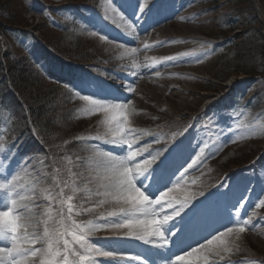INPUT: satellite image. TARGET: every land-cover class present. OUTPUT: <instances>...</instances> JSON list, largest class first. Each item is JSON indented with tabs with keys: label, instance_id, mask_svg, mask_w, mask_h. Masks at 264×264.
Listing matches in <instances>:
<instances>
[{
	"label": "rangeland",
	"instance_id": "374dc122",
	"mask_svg": "<svg viewBox=\"0 0 264 264\" xmlns=\"http://www.w3.org/2000/svg\"><path fill=\"white\" fill-rule=\"evenodd\" d=\"M145 3L152 10L156 7L157 16L151 15L142 23L146 13L141 15L136 0H114L113 6L123 20L108 9L106 0H0V25L5 28L0 35V78L4 76L6 82L11 81L14 75L6 70L8 64L10 68H17L14 64L23 59L20 64L29 68L27 57L39 59L40 53L49 51L44 46L58 47L59 42L62 49L72 48L71 43H75L78 54L65 53L83 62L86 68L81 70V76L71 75L65 80L61 78L62 74L48 77L49 81L36 75V80L41 82L36 84V89L45 90L53 85L61 103L68 106L67 128L70 132L56 129L58 126L51 134L57 140L51 142L55 155L41 152L34 143L35 148L25 153L26 159L16 154L17 150L12 149L15 142L18 143L16 134L25 123L16 121V114L11 109L15 102L9 97L10 93H4L0 88V144L8 157L0 166V174L9 164L15 168L20 162L28 163V171L43 181L36 189L39 192L51 184L53 162L56 161L62 168L60 177L67 178V168L71 167L73 172H84V178L76 179L77 185L83 187L88 179H92L88 187L95 190L98 183L95 177L102 176L103 169H97L95 163L77 167V158L95 160L94 149L120 154L119 147L96 137L105 131L102 123L105 119L121 120L131 112L126 127L134 129V135L139 137L134 141L133 150L145 148L143 155H137L138 161L151 159L149 153L154 150L167 149L163 155H168L176 145L188 149L189 152L172 168L175 176L165 189L168 192L166 199L178 202L196 193L190 205L201 201L211 203L191 225L194 232L202 233L201 243H207L204 237L212 238L208 234L213 231H209V218L216 217L222 223L224 218H229L235 222L228 226L236 228L239 220H245L243 215L247 211L259 212L247 220L245 232L227 233L220 238L223 244L214 241L210 247L220 251V255L211 256L207 264H264V206L255 207L264 200V78L245 75L237 57L239 51L247 53L244 48L254 40L251 34L256 38L259 31L264 36V0H140L141 5ZM4 14L13 15L19 25H4ZM149 21H157V24L160 21V29H150L143 35L138 33L139 25L143 27ZM101 35L105 39H101ZM128 41L137 42L133 47L135 53H131L126 45ZM247 65L259 66L260 61H253L250 56ZM38 66L43 72L47 71L44 62ZM215 77L226 79L219 82ZM63 85H67L68 90ZM91 93L96 94L93 98L107 97V102L127 103L130 109L127 112L89 113V105L79 95ZM11 96L16 97L15 94ZM26 120L30 123L28 116ZM7 121H11L13 129L10 137L1 128ZM173 133H177L175 139H168L166 143L165 138ZM26 136L35 138L33 132ZM157 137L161 138L160 142H156ZM77 141L88 145L82 146ZM65 156L73 161L71 165L63 159ZM193 160L197 161L196 165L188 167ZM158 163L159 160L152 167ZM234 167L240 168L225 177V172ZM182 173L184 179L176 184ZM237 185L239 189H236ZM82 195L78 194V198ZM101 199L103 197L93 195L86 206L93 207ZM238 201L241 206L239 217L236 215ZM37 202L47 204L43 199ZM121 206L124 205L107 203L74 218L78 222L103 223L104 219H115L108 213ZM155 207L159 209V205ZM57 208L58 205H54V213ZM35 211L39 213L43 209ZM171 211L165 207L157 219L163 212ZM179 222L180 218L176 217L170 224ZM42 230L43 223L37 228V231ZM172 231L179 234L178 228ZM127 232V228L100 229L88 240L105 247H116L125 256L135 255L119 249L122 241L129 242L130 248L143 244L125 235ZM215 234L219 235L218 232ZM104 241H107L106 245ZM110 241L120 243L109 244ZM199 247L200 243L193 246ZM166 252V249L159 250V253ZM204 255H208L207 249H200L188 259V264H205L203 259H197ZM95 260L97 264H113L111 257L96 256ZM118 264L137 263L118 258Z\"/></svg>",
	"mask_w": 264,
	"mask_h": 264
},
{
	"label": "snow or ice",
	"instance_id": "6c2138e0",
	"mask_svg": "<svg viewBox=\"0 0 264 264\" xmlns=\"http://www.w3.org/2000/svg\"><path fill=\"white\" fill-rule=\"evenodd\" d=\"M106 3L114 15L119 16L121 20L124 19L118 9L113 6L114 0H106ZM136 7L143 13L148 5L146 3L141 5L140 0H136ZM128 27L132 28V25ZM101 39L105 37L101 35ZM147 47L148 45H145V48ZM131 51L134 53L136 49ZM168 59L171 60L172 57ZM129 91L132 89L129 88ZM95 95V93L79 95V98L89 105L87 109L89 113L100 111L107 113L113 110L127 112L130 109L127 103H111L107 102V97L93 98ZM128 115H131V112H128ZM128 115L123 116L121 120L115 117H112L111 121L105 119L102 122L105 131L96 137V139L103 138L104 142L119 147L120 154L114 155L94 149L95 160L84 161L77 158V167L95 163L97 169H103V175L95 177L98 181L95 190L88 187V184L93 182L92 179H88L83 187L77 185L76 179L84 178V172H73L71 167L67 168V178L60 177L62 168L56 161L53 162L54 174L51 184L49 187L41 188L39 192L36 189L43 181L33 177L28 171V163L20 162L15 168L9 164L7 168H4L3 174H0V264H97L96 256L111 257L113 264H118V258L139 261V264H156L155 260L149 262L150 256H160L163 264H188V259L200 249H207L208 255L197 256V259H203L207 264L211 256L220 255V251H214L210 247L214 241L223 244L224 241L220 238L227 233L246 231L247 220H239L236 228L229 227L227 224H223L221 228L213 227V231L209 233L212 238L204 237L207 243H200L199 248H193L189 241L197 233L190 230L191 225L211 206V203L201 201L190 205L196 193H191L178 202L166 199L168 192L165 189L172 183L175 176V172L172 171L173 154L177 152L180 145H176V148L168 152V155H163L167 149L154 150L149 153L151 159L145 158L142 162L138 161L137 155H143L145 148L138 147L133 150L134 141L139 137L134 135V129L126 127L129 123ZM113 123L115 126H112ZM176 135L177 133H173L171 137L165 138V142L167 143L168 139L174 140ZM160 139L157 137L156 142H160ZM5 151L0 144V158H2L0 166L8 159L4 155ZM63 159L67 160L69 165L73 163L67 156ZM157 160L159 163L153 168L152 165ZM196 163L197 161L193 160L188 167H193ZM25 177L28 179L25 180ZM183 179L182 173L176 180V184H180ZM22 180H25V183L22 184ZM25 184L31 186L26 187ZM80 193L83 195L78 198ZM93 195L103 199L93 207H87L86 204ZM38 199L47 201V204L38 203ZM107 203L126 207L121 206L109 212L108 216L115 219H104L103 223L78 222L74 218L90 213L94 207ZM54 205H58L55 213ZM156 205H159V209L155 207ZM261 206H264V200H260L259 204L255 205V207ZM165 207L171 208L172 211L163 212L157 219L156 217ZM236 207V215L239 217L241 207L239 201ZM35 209H43V211L38 213ZM176 217L180 218L179 224H170V221H174ZM41 223H43L42 232L37 231ZM231 223L232 220L229 219V224ZM122 228L128 229L125 235L157 249H167L168 237L175 235L176 238L171 243L177 251L173 252L169 249L166 253H152L149 249H145L144 255L137 253L125 256L116 247L97 245L88 240V237L97 230ZM176 228L179 231L178 235L172 231ZM217 232L219 235L215 234ZM119 243L120 241L109 242V244L117 245ZM189 248H192V251H188ZM221 259H223L222 256Z\"/></svg>",
	"mask_w": 264,
	"mask_h": 264
},
{
	"label": "trees",
	"instance_id": "16d2710c",
	"mask_svg": "<svg viewBox=\"0 0 264 264\" xmlns=\"http://www.w3.org/2000/svg\"><path fill=\"white\" fill-rule=\"evenodd\" d=\"M3 19L4 25H19L16 23L14 16L11 14H4ZM251 28L253 29V27ZM251 28L249 33L253 31ZM4 29L5 28L0 25V34L4 32ZM256 33L258 36L255 38V36L251 34V37L254 38V40H252L251 43H247V46L244 48L247 53L245 54L241 51L238 52V61H241L238 65L245 75L264 76V36L259 31ZM71 44H73L70 46L72 48L68 49H62L63 46L61 42L57 43L58 47H55L54 45L52 47L51 45L47 44V48L53 55V58H51L50 55L48 58L52 59L54 62H57V65H62V62L69 63V61L79 63V60L73 59L70 54L65 53L68 51L72 54H78V50L75 49L77 48V45L75 43ZM250 56L253 61L259 59L260 65H247V61H250ZM22 60L23 59L19 61V64H14L17 68L19 67V70H17L15 67L10 68L8 66L9 64L7 65L6 70H9L10 74L14 75L10 81L11 89L9 88L8 83L5 81L6 79L4 76L0 78V88L4 93H10L9 97L15 102V107L11 106V109L16 114V121H24L25 123L24 125H21V128L18 130V139H23V142L26 143V145L21 147L23 151L27 152L28 149L33 148L34 146H32V144L34 143L35 146H38V149L43 151L45 154L55 155L56 153L54 152L55 150L53 148L54 145H51V142H55L57 140L55 138L53 139L51 134L52 131H55V128L58 126L60 127L56 129L64 131V133L70 132L67 128V117H69V114L67 113L68 106L65 103H61L59 98L60 95L58 96V91L55 90L53 85L45 90H42L41 88L36 89V84L41 83L40 81L36 80L38 79L36 75L39 76V78L41 75H39V71L30 62L29 68L25 64L21 65L20 62ZM247 67H251V69H246ZM0 72H2L1 65ZM215 79L219 82H222V80H225L226 78L222 79L220 77H215ZM11 94H15L16 97L13 98ZM27 116L30 123H28L26 120ZM29 132H33V136H35V138L27 137L26 133ZM30 141L32 143L28 144Z\"/></svg>",
	"mask_w": 264,
	"mask_h": 264
},
{
	"label": "bare ground",
	"instance_id": "6f19581e",
	"mask_svg": "<svg viewBox=\"0 0 264 264\" xmlns=\"http://www.w3.org/2000/svg\"><path fill=\"white\" fill-rule=\"evenodd\" d=\"M148 8H150V7H147L145 10H144V12L141 14L142 16H144L145 15V13H146V11L148 10ZM155 10H156V7L152 10V12H151V15H154V12H155ZM163 16H165V17H167L165 14L163 15ZM161 21V20H160ZM159 21V23L157 24V23H155V24H150L149 26H148V28H147V30L148 31H150V29L151 30H153V29H158L159 27H160V22ZM158 27V28H157ZM160 29V28H159ZM152 32V31H151ZM122 41H124V40H122ZM118 42V41H117ZM126 45L127 46H129V48H130V50L131 49H135V48H133L134 47V45H137V42L136 41H128V42H126ZM131 53H133L132 51H131ZM135 53V52H134Z\"/></svg>",
	"mask_w": 264,
	"mask_h": 264
}]
</instances>
